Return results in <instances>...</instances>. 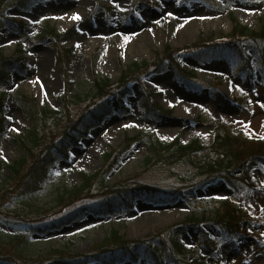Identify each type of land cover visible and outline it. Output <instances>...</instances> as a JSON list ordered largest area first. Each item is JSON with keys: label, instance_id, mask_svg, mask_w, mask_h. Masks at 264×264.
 <instances>
[{"label": "rangeland", "instance_id": "374dc122", "mask_svg": "<svg viewBox=\"0 0 264 264\" xmlns=\"http://www.w3.org/2000/svg\"><path fill=\"white\" fill-rule=\"evenodd\" d=\"M0 15V96L5 97L0 117L5 125L0 135L2 211L36 220L59 218L117 192V182L130 176L168 192L182 189L183 194L158 204L137 199L123 206L118 215L87 212L47 234L15 226L0 212V258H9L13 264L84 261L112 229H117L129 240L156 241L152 249L164 254L163 264H180L166 257L168 249L174 251L173 239L182 246L188 261L200 258L205 264H264L263 238L248 234L246 229L235 240L226 238L215 223L222 207L214 202L223 200L217 197H227L247 203L251 211L264 216V158L247 164L252 182H262L261 192L245 187L241 194L222 178L199 177L188 163L168 164L156 158L152 166L144 168L145 159L153 155L155 140L170 143L178 139L180 144L198 140L210 146L222 130L230 128L256 139L264 137V108L255 104H264V69L252 58L253 72H247L242 67L247 62L242 48L228 36L233 19L259 31L264 26V0H0ZM76 15L80 19H73ZM16 21L26 22L24 33ZM49 27L58 34L71 30L73 37L46 34ZM201 38L211 39L200 46ZM61 46L70 50L60 63ZM167 47L173 51L159 56ZM198 49L210 55L197 58L193 52ZM173 53L176 58L172 59ZM17 57L21 60L13 61ZM42 61L47 70L40 68ZM136 63L151 66L140 68ZM190 71L210 84L187 78ZM124 72L129 74L123 82L129 89L123 97L126 110L113 98L110 113L66 149V156L58 154L57 162L46 171L45 151L62 148L60 141L70 125L78 127L75 125L84 113L78 114L86 111V102L90 99L94 104L96 97H101L95 92V81L117 82ZM22 95L32 101H22ZM147 98L157 103L158 110L142 108ZM181 105L184 112L180 115ZM200 115L204 118L198 119ZM126 124L134 126L126 128ZM29 130L40 133L42 140L27 160L30 165L24 175L13 178L11 165L26 155ZM137 135L141 139L117 152V165L105 174L109 171L106 154L121 146L125 137ZM165 136L170 139H162ZM96 172L91 187L80 196L58 201L68 191L84 186V174ZM241 173L237 168L230 177L239 178ZM26 180L39 181L40 187L29 186ZM190 189H194L193 194L188 193ZM147 214L154 218L140 220ZM189 217L204 220L194 223ZM250 225L264 232V225ZM204 233L216 240L213 252L203 243ZM54 249L72 257L52 259ZM157 261L143 257L137 263L125 264H160Z\"/></svg>", "mask_w": 264, "mask_h": 264}, {"label": "trees", "instance_id": "16d2710c", "mask_svg": "<svg viewBox=\"0 0 264 264\" xmlns=\"http://www.w3.org/2000/svg\"><path fill=\"white\" fill-rule=\"evenodd\" d=\"M50 35L58 36V34L55 33V30H50ZM67 36H70V32L66 34ZM234 38V40H237L242 47L246 44L247 48H250L255 55L261 56V58L264 60V26L259 30H252L249 26H245L243 24L236 23L232 32L228 35ZM208 39H202L201 42H205ZM208 42V41H207ZM173 51L170 47H167L162 53L159 54V56H167ZM170 52V53H169ZM174 54V53H173ZM172 54V59L175 57ZM63 61V59L60 60V63ZM151 66L150 64H145V66ZM159 65V64H158ZM3 74V73H2ZM0 76H2L0 74ZM124 78H129L128 75H125L121 81H119L117 84L110 83L108 79H99L96 83V92L97 94H101V98H107L113 93H116L119 89L122 88V84H124ZM99 97V96H98ZM102 98V99H103ZM98 99V98H97ZM100 99L93 105L90 104L88 108L86 107V110L88 111L83 119L87 118L90 113H94L95 110H98L102 103L105 102V100ZM23 101H30L26 96H22ZM3 98H0V108L3 104ZM92 106H94L92 108ZM81 110L79 113H82ZM63 129L62 127L60 128ZM4 130V124L3 121L0 120V132H3ZM68 132V130H67ZM67 134L64 135L66 137ZM42 140V136L38 133L32 132L31 137V145L29 147H26L27 152L26 156L18 159L15 161V163L12 165V169L14 171L15 176H22L24 170L28 168L30 163L27 161L31 156L35 154L34 149H36ZM128 145V141H126L119 150H114L112 153H107L106 160L108 162H111L113 160V153L122 150ZM177 145V147H176ZM175 146V147H173ZM153 152L156 158H160L163 162L166 161L168 164H171L172 162L178 163L179 161H184L185 163L191 164L190 166L195 168L197 172L200 174L199 177L202 176H209V177H215V176H221L229 179V182L231 185L238 187L239 182H244V178L249 179V173L250 170L247 168V164L249 166V163H254L257 161L258 158L264 157V140L262 139H249L244 138L240 135L232 133L231 130H225L223 133H219L217 136V139L215 143L210 147L206 148L199 144L198 141H194L189 145H180L178 146V143L173 144H163L160 142H156L153 144ZM45 157L47 160H49L52 156V152L50 150L45 151ZM154 159H147L146 161V167L151 166L154 164ZM165 162V163H166ZM114 163H112L113 165ZM1 165V161H0ZM237 168H241L243 172V177L239 178H231L230 175L233 173V171ZM248 176V177H247ZM96 175H88L85 177V184L80 189H74L71 191H68L67 195H62L63 199L58 200L60 203L65 202L70 197H78L80 194H82L88 187H91L92 182L94 181ZM140 178H137L135 176L128 177L121 181V183L118 184V187L123 192H130L132 195H138V196H144L143 194L150 195L154 194L155 192H152L149 189L148 186L144 185V182H141L139 180ZM140 183V184H139ZM67 196V197H66ZM133 198V197H130ZM222 207V208H221ZM221 209H219L218 213V219L217 222L221 224V227L225 230L227 233H231L236 231L241 223L242 220V209L236 206H230L224 203H221ZM189 222H195L196 220L194 218L188 219ZM43 228V227H41ZM263 233V232H262ZM147 239L142 240L140 242H131L125 240V238L122 235H119L117 231H113L112 234L105 239V242L100 245L98 248H96V253L93 255L99 256V257H115L119 255H131L135 256L138 255L141 252L140 245L144 244ZM209 245V242H207ZM175 246L177 247V243H175ZM209 247V246H208ZM69 257L68 254L64 253L63 251L55 250V254H51L50 258L52 259H60V258H66ZM121 256L117 257L120 258ZM4 259L0 258V264H11L6 263L5 261H2ZM9 260V258H7ZM66 260V259H61ZM17 264V261H15ZM19 264V263H18Z\"/></svg>", "mask_w": 264, "mask_h": 264}, {"label": "bare ground", "instance_id": "6f19581e", "mask_svg": "<svg viewBox=\"0 0 264 264\" xmlns=\"http://www.w3.org/2000/svg\"><path fill=\"white\" fill-rule=\"evenodd\" d=\"M69 22H71V18L68 19V23H69ZM68 23H67V24H68ZM133 43H134V42H132V45H133ZM136 45H138V43H137ZM47 66H48V65H47L44 61H42V63L40 64V68L42 67V69H44V70H47V69H46ZM55 86H56V85H55L54 83H52V87L54 88ZM177 112H178V114H180V115L183 114V112H184L183 105H181V106L178 108V111H177ZM94 151H95V147L91 148L90 151H89V153L92 154ZM90 154H89V155H90ZM153 218H154V217H152V215L147 214V215H143L142 218H141L140 220H151V219H153Z\"/></svg>", "mask_w": 264, "mask_h": 264}, {"label": "snow or ice", "instance_id": "6c2138e0", "mask_svg": "<svg viewBox=\"0 0 264 264\" xmlns=\"http://www.w3.org/2000/svg\"><path fill=\"white\" fill-rule=\"evenodd\" d=\"M117 7H119V5H117ZM169 15H171V13H169ZM73 19H80V17L78 16V15H76V16H74L73 17ZM157 23H158V21H157ZM125 39H128L127 37L125 38ZM160 91H164L163 89H159ZM240 91L243 93V89H240ZM246 94V93H245ZM262 108H264V104H261L260 105ZM186 111H187V109H186ZM205 111H208L207 109H205ZM9 119H11V117H9ZM134 125H129V124H126V125H124V127H133ZM200 133H198V135H199ZM262 139H264V137H261ZM162 139H165V140H167V139H170V137H167V136H165V137H162ZM217 199H227V197H217ZM192 245H189V247H191Z\"/></svg>", "mask_w": 264, "mask_h": 264}]
</instances>
